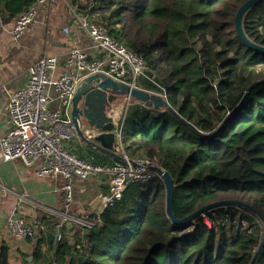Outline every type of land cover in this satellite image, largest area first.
Segmentation results:
<instances>
[{
    "label": "trees",
    "instance_id": "obj_1",
    "mask_svg": "<svg viewBox=\"0 0 264 264\" xmlns=\"http://www.w3.org/2000/svg\"><path fill=\"white\" fill-rule=\"evenodd\" d=\"M67 1L85 2L86 19L141 56L179 115L130 100L122 134L129 158L137 154L141 158L135 159L155 162L169 173L176 218L229 199L264 218V83L232 113L247 87L264 79V54L247 49L234 32V15L246 0ZM34 2L0 0V17H16ZM242 27L264 46V0L246 12ZM145 88L159 92L151 83ZM225 119L209 137L195 130L212 133ZM165 200L162 179L133 182L81 241L73 245L61 238L55 244L52 235L41 255V234L32 260L24 263L250 264L263 236L257 215L230 205L177 226L168 218ZM0 264H11L3 248ZM254 264H264V244Z\"/></svg>",
    "mask_w": 264,
    "mask_h": 264
},
{
    "label": "built area",
    "instance_id": "obj_2",
    "mask_svg": "<svg viewBox=\"0 0 264 264\" xmlns=\"http://www.w3.org/2000/svg\"><path fill=\"white\" fill-rule=\"evenodd\" d=\"M59 1L65 0H35L15 17L10 30L11 37L18 41L27 27L36 20L37 6H54ZM76 18L93 45L100 49V54L97 57H89L85 51L71 48L65 57L64 71L57 78L53 77L58 64V59L54 56L44 57L28 69L24 85L8 97L6 109L10 128L0 136V156L4 162L20 159L25 165H32L39 158H43L44 162L35 169V175L60 176L63 179L60 187L61 210L58 213V229L64 225L78 231L82 237L83 232L100 225L101 218L100 213H95L90 207L74 212L73 177L86 179L104 176L107 191L99 195V201L102 207L106 208L121 199L129 184L147 181L153 177L161 179V174L153 169L155 162L131 159L124 152L123 125L126 107L131 100L127 96L126 106L116 120L113 108L109 107L107 110L116 127L115 151L123 161H115L109 165L95 164L77 157L64 145V140L76 134L70 118V109L77 86L84 77L102 73L135 88H139L140 81L151 83L159 89V92L153 93L164 99L166 95L160 90L161 86L150 74L141 56L108 36L100 23L89 21L85 17ZM62 33L68 36V28H63ZM52 91L55 93L54 98L51 96ZM54 100L57 102V108L50 109L49 104ZM84 130L88 135L90 133L89 136L93 135L90 130ZM26 195H18L19 200H25ZM204 223L210 226L206 219ZM5 227L18 239L34 237L37 233L35 229L39 232L46 230L40 220L26 219L15 210L7 218Z\"/></svg>",
    "mask_w": 264,
    "mask_h": 264
},
{
    "label": "crops",
    "instance_id": "obj_3",
    "mask_svg": "<svg viewBox=\"0 0 264 264\" xmlns=\"http://www.w3.org/2000/svg\"><path fill=\"white\" fill-rule=\"evenodd\" d=\"M84 6L83 1L73 6L67 0L59 1L54 6H37L36 20L27 27L18 41L10 35L15 17H6V15L0 17V136L10 128L6 109L8 97L24 85L27 71L34 63L44 57H57L58 64L53 73V77L57 78L64 71L65 57L71 48H79L89 57H97L100 54V49L93 45L76 18V16L85 17L81 11ZM63 28H68V36L63 35ZM138 86L146 90L145 82L140 81ZM51 96L55 97L53 91ZM125 97H118L110 104V108L115 112V120L120 117L122 109L126 106ZM141 105L144 106L142 103ZM49 108H57L56 100L49 104ZM127 108L128 106L126 110ZM63 143L81 159L103 165L116 161L110 156L89 149L76 134ZM131 157L141 158L137 154ZM43 162L44 159L39 158L32 165H25L20 159L4 162L0 156V249H5L9 259L32 260L31 255L41 234L45 238L40 244L41 255L48 252L52 235L56 238L60 234V239L73 245L82 239L78 231L73 228L62 225L61 229H58L60 223L58 213L61 210L60 187L63 179L51 175L36 176L34 171ZM72 187V208L75 213L90 207L95 213L101 214L104 208L99 201V195L107 191V181L104 176L86 179L73 177ZM23 194L27 195L25 200L21 201L18 195ZM14 210L26 219L40 220L46 229L45 232L35 229L37 233L32 238L13 237L5 227V223Z\"/></svg>",
    "mask_w": 264,
    "mask_h": 264
},
{
    "label": "water",
    "instance_id": "obj_4",
    "mask_svg": "<svg viewBox=\"0 0 264 264\" xmlns=\"http://www.w3.org/2000/svg\"><path fill=\"white\" fill-rule=\"evenodd\" d=\"M260 1L262 0H246L243 4H241L234 15L233 27L237 38L240 40L243 46L249 50L264 54V46L258 45L251 41L246 36L242 27L243 17L246 12ZM261 83H264V79L254 81L247 87L239 105L232 111V113L235 112L242 104L248 93L256 85ZM124 96L129 97L131 100H136L148 108L153 107L156 110L159 108H165L179 117V115L171 109L167 101L159 94L140 88L131 87L125 83L115 81L102 73L92 74L84 77L77 86L71 101L70 118L74 126L75 133L89 149H93L110 156L118 162L123 161V158L115 151L116 127L112 122L111 117L108 115L107 110L109 109L110 104L114 103L118 97ZM226 120L227 119H225V121L212 133H203L197 129L195 130L200 135L209 137L215 134L222 126H224ZM182 121L185 122L183 119ZM84 129H90L93 131L95 130L97 132H94L93 135L89 136L90 133L88 135ZM131 162L133 161L131 160ZM153 169L161 174V179L166 188L165 211L169 215L168 218L174 225L183 226L188 223H192L198 217L203 216L210 210L230 205L244 207L257 215L262 226L263 236L260 245L250 262V264L255 263V260L264 244V218L258 211L254 210L250 205L241 201L229 199L209 203L183 218H176L173 210L172 179L169 173L165 170H161L159 166H154ZM58 240L59 234L55 238L56 244ZM28 261L31 260L28 259Z\"/></svg>",
    "mask_w": 264,
    "mask_h": 264
},
{
    "label": "rangeland",
    "instance_id": "obj_5",
    "mask_svg": "<svg viewBox=\"0 0 264 264\" xmlns=\"http://www.w3.org/2000/svg\"><path fill=\"white\" fill-rule=\"evenodd\" d=\"M130 105H131V103L128 104V107H129ZM126 126H127V127L129 126V122H128L127 119H126V122H125V127H126ZM154 165L157 166L155 163H154ZM79 235H80V234H79ZM9 260H10V263H11V264H25V263H24V260H25L24 258H22V259H9Z\"/></svg>",
    "mask_w": 264,
    "mask_h": 264
}]
</instances>
